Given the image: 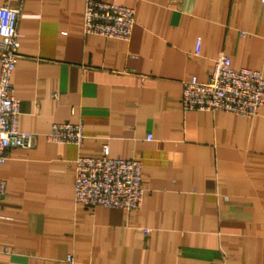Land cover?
<instances>
[{
	"label": "crops",
	"instance_id": "obj_1",
	"mask_svg": "<svg viewBox=\"0 0 264 264\" xmlns=\"http://www.w3.org/2000/svg\"><path fill=\"white\" fill-rule=\"evenodd\" d=\"M99 1L134 10L128 40L84 34L85 0H0L20 7L12 95L35 135L0 164V264H264V106L180 103L220 53L264 78L260 0ZM79 122V146L45 137ZM104 143L142 164L136 210L74 203L75 160Z\"/></svg>",
	"mask_w": 264,
	"mask_h": 264
},
{
	"label": "built area",
	"instance_id": "obj_2",
	"mask_svg": "<svg viewBox=\"0 0 264 264\" xmlns=\"http://www.w3.org/2000/svg\"><path fill=\"white\" fill-rule=\"evenodd\" d=\"M264 7V0H260ZM20 7L0 5V164L11 148H30L33 133L18 127L19 102L12 95V73L19 58L17 24ZM132 8L99 0H85L83 33L128 40L134 26ZM199 42L195 53H198ZM180 103L185 110L224 111L253 117L264 106V78L260 71L233 68L230 59L220 53L206 81L195 76L181 83ZM47 140L79 146L84 138L81 122L53 123ZM150 138V137H148ZM142 164L138 159L111 157L107 143L98 157L78 156L75 160L73 199L76 205L138 209L143 201ZM6 183L0 178V201ZM146 232L148 229L145 230ZM70 260V258H68Z\"/></svg>",
	"mask_w": 264,
	"mask_h": 264
}]
</instances>
